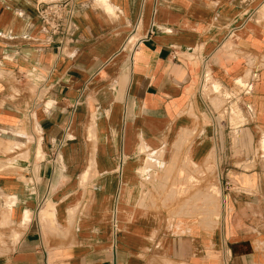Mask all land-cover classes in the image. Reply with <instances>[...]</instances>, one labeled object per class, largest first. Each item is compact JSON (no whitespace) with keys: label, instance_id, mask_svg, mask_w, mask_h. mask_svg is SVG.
I'll list each match as a JSON object with an SVG mask.
<instances>
[{"label":"crops","instance_id":"1","mask_svg":"<svg viewBox=\"0 0 264 264\" xmlns=\"http://www.w3.org/2000/svg\"><path fill=\"white\" fill-rule=\"evenodd\" d=\"M41 1L0 0V264H264V0H72L62 34Z\"/></svg>","mask_w":264,"mask_h":264},{"label":"built area","instance_id":"2","mask_svg":"<svg viewBox=\"0 0 264 264\" xmlns=\"http://www.w3.org/2000/svg\"><path fill=\"white\" fill-rule=\"evenodd\" d=\"M72 0H51L48 2H37V14L41 22L53 33L62 34L64 19L71 12ZM136 27L132 29V34Z\"/></svg>","mask_w":264,"mask_h":264},{"label":"rangeland","instance_id":"3","mask_svg":"<svg viewBox=\"0 0 264 264\" xmlns=\"http://www.w3.org/2000/svg\"><path fill=\"white\" fill-rule=\"evenodd\" d=\"M259 153H260V156H262L264 160V131L261 132L259 136ZM263 165H264V162H263Z\"/></svg>","mask_w":264,"mask_h":264}]
</instances>
